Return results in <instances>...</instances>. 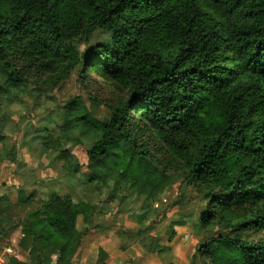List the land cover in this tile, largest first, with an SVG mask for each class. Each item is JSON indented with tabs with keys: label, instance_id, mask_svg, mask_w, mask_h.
I'll return each mask as SVG.
<instances>
[{
	"label": "trees",
	"instance_id": "1",
	"mask_svg": "<svg viewBox=\"0 0 264 264\" xmlns=\"http://www.w3.org/2000/svg\"><path fill=\"white\" fill-rule=\"evenodd\" d=\"M73 74L107 119L74 97L40 121L38 153L61 163V177L82 168L68 146L87 145L85 186L111 183L110 198L137 194L145 210L179 177L173 204L189 191L201 205L180 228L208 234L188 264H264V0H0V109L26 95L49 100ZM2 152L14 163V146ZM32 196L18 188L17 203ZM6 210L3 250L19 230L7 264H80L100 228L92 207L66 194L39 199L20 222ZM145 228L134 233L144 254L178 264ZM106 259L99 248L95 264Z\"/></svg>",
	"mask_w": 264,
	"mask_h": 264
},
{
	"label": "rangeland",
	"instance_id": "2",
	"mask_svg": "<svg viewBox=\"0 0 264 264\" xmlns=\"http://www.w3.org/2000/svg\"><path fill=\"white\" fill-rule=\"evenodd\" d=\"M83 48L84 46H81L80 50H83ZM98 93L106 97L103 90H97ZM48 96L51 99L47 100L41 97L36 101L28 95L21 96L22 102L9 103L4 101L0 109V117L5 122L2 128L3 133L7 136L4 144L0 146V155L3 154V150L8 149L10 146H14L16 149L14 163L8 159L0 161V182L2 184L0 197L5 194L1 190L7 187L14 204L13 207L7 208L14 213V222H20L25 211L32 205H36L39 199L48 198L52 192L66 194L75 203L84 202L89 204L94 211V224L100 225V228H91L90 230H93V232L86 235V240L91 238V235L102 236L108 240V246L115 247L117 253H124L123 260H129L127 264H140L134 262V259L140 254V257H143L144 264H160L157 257H149L144 254L140 245L136 242L137 236L134 233L139 228L144 229L147 227L145 229L149 235L158 238L160 245L171 247L175 259L180 261L178 264H185L194 252L196 245L208 235L205 233L199 235L192 232L190 228H180L179 226L181 220L197 217L201 210L198 198L188 191L185 192L184 204L174 205L173 203L179 197L178 187L180 182V178L175 176L164 192L158 196L156 204L154 203L153 207L147 209L148 211L143 208V198L137 194L121 191L115 198H110L111 183L108 184L107 188L104 187L100 190L94 186H85L87 179L83 174L86 165L85 146L87 145L68 146L70 153L74 155L82 168L79 174L65 179L61 177L63 175L60 171L61 163L55 161L54 156L49 153L43 155L38 153L39 148L34 142L33 136L35 133L33 130L40 126V121L48 115L58 113L56 110L58 106L64 105L74 97L83 99L90 113L99 120L107 119V111L103 107L91 105L85 94L80 90L74 74L59 89L49 92ZM50 127L53 134L59 131L53 124ZM6 177L7 179H5ZM18 188H21L26 196L33 195L28 206L16 205ZM142 215L145 218L144 224L140 220ZM80 222L79 218L78 225L82 229ZM170 227L175 228V234L178 236L168 241ZM18 231L17 229L9 238L15 240V244L19 237ZM3 246V243L0 244V256H3L4 253ZM122 246L125 247L124 251L120 250ZM82 257L80 264H95L94 254L84 252Z\"/></svg>",
	"mask_w": 264,
	"mask_h": 264
},
{
	"label": "crops",
	"instance_id": "3",
	"mask_svg": "<svg viewBox=\"0 0 264 264\" xmlns=\"http://www.w3.org/2000/svg\"><path fill=\"white\" fill-rule=\"evenodd\" d=\"M5 179H7V177ZM8 179H10V178H8ZM13 181L15 182V180H13ZM9 182H11V181L9 180ZM14 182H13V184H14ZM1 187H2V184L0 182V188ZM5 189H6V191H5ZM1 192L5 193L2 197H6L8 199V201L0 204V207L3 209H6L7 207H13L14 204L12 202L13 201L12 197L10 196L11 193L7 191V187L4 188L3 190H1ZM15 203L18 206H22L21 204L17 203V200L15 201ZM6 213H7V215L9 214L10 216L14 217V213L11 210H9V208H8V210H6ZM14 241L15 240H13L12 238L9 239V242H10L9 246H7L4 249V253L2 256L4 259H5L4 255H6V254L15 255V252L13 249V246L15 245ZM107 242H108V240L104 239L102 236L91 235V238H88L85 241L84 248H83V254H84V252H88V254H94V256H95L94 262H96L97 251L99 248H102L107 255V259L105 260L104 264H127V263H129V260L128 261L123 260V258L125 257L124 253H117V251H115L116 250L115 247H112V245L108 246ZM125 254H127V253H125ZM140 255L138 257H136L134 259V261H138L140 264H144L143 263V257L141 256L142 257L141 258ZM81 258H83V257H81ZM178 263H180L179 260H178ZM185 264H188V260H186Z\"/></svg>",
	"mask_w": 264,
	"mask_h": 264
},
{
	"label": "built area",
	"instance_id": "4",
	"mask_svg": "<svg viewBox=\"0 0 264 264\" xmlns=\"http://www.w3.org/2000/svg\"><path fill=\"white\" fill-rule=\"evenodd\" d=\"M0 264H7L6 260L2 256H0Z\"/></svg>",
	"mask_w": 264,
	"mask_h": 264
},
{
	"label": "water",
	"instance_id": "5",
	"mask_svg": "<svg viewBox=\"0 0 264 264\" xmlns=\"http://www.w3.org/2000/svg\"><path fill=\"white\" fill-rule=\"evenodd\" d=\"M58 257H59V256H57V258H58ZM51 264H55V260H53Z\"/></svg>",
	"mask_w": 264,
	"mask_h": 264
}]
</instances>
